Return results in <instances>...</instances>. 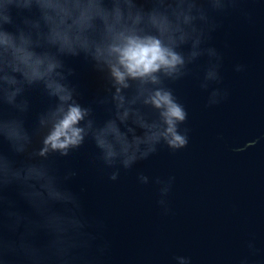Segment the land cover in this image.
I'll use <instances>...</instances> for the list:
<instances>
[{
    "label": "water",
    "instance_id": "water-1",
    "mask_svg": "<svg viewBox=\"0 0 264 264\" xmlns=\"http://www.w3.org/2000/svg\"><path fill=\"white\" fill-rule=\"evenodd\" d=\"M236 2L205 37L202 46L215 56L197 57L170 84L187 114L184 147L160 145L146 156L138 153L129 168H109L87 140L70 157L55 160L61 178L67 168L78 173L62 185L77 198L86 240L72 264H180L179 258L188 264H264V0ZM68 63L82 104L106 95L100 73L79 60ZM210 64L217 65L215 77L205 81ZM25 95L31 129L49 101L38 88ZM3 111L16 115L7 106ZM107 115L96 108L98 122ZM15 135L22 147L24 138ZM38 145L33 137L31 148ZM0 150L6 157L0 158V264H28L23 250L51 242L49 229L61 226L62 213L54 202L67 197L26 170V154L10 152L6 144Z\"/></svg>",
    "mask_w": 264,
    "mask_h": 264
},
{
    "label": "clouds",
    "instance_id": "clouds-1",
    "mask_svg": "<svg viewBox=\"0 0 264 264\" xmlns=\"http://www.w3.org/2000/svg\"><path fill=\"white\" fill-rule=\"evenodd\" d=\"M237 6L236 0H0V145L26 154V170L67 197L54 202L62 213L61 226L49 229L51 242L23 250L28 264H72L76 250L86 247L77 198L62 186L77 170L67 168L61 178L55 160L70 157L91 140L106 167L129 168L138 153L186 145L187 130L181 125L187 114L170 84L197 57L215 56L214 49L202 46L205 37L218 16ZM69 60L100 73L106 95L82 104ZM216 67L209 65L205 81L215 77ZM33 88L49 103L29 129L25 116L31 105L25 93ZM4 106L16 115L8 116ZM97 107L107 110L102 122L95 118ZM17 131L24 138L22 147ZM37 136L39 145L31 148ZM0 158L6 159L2 150Z\"/></svg>",
    "mask_w": 264,
    "mask_h": 264
}]
</instances>
